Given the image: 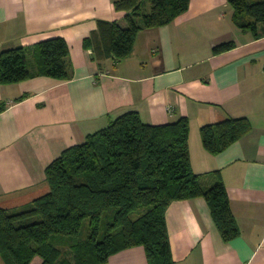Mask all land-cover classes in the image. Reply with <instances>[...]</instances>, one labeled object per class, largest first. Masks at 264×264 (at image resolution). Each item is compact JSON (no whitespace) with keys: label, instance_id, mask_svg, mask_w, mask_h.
I'll use <instances>...</instances> for the list:
<instances>
[{"label":"crops","instance_id":"0c3cea01","mask_svg":"<svg viewBox=\"0 0 264 264\" xmlns=\"http://www.w3.org/2000/svg\"><path fill=\"white\" fill-rule=\"evenodd\" d=\"M117 1L0 0V54L61 37L69 47L70 76L0 85V210L18 212L47 195L50 164L126 113L153 126L187 118L192 170L205 188L220 174L240 235L225 243L204 199L174 201L165 214L174 263L264 264L262 25L256 38L235 22L228 0H190L188 12L140 31L130 56L116 61L103 51L99 23L126 26ZM225 43L234 48L215 55ZM229 118L249 119L252 130L213 155L200 130ZM0 264H6L1 255ZM107 264L148 263L144 248L135 247Z\"/></svg>","mask_w":264,"mask_h":264},{"label":"trees","instance_id":"16d2710c","mask_svg":"<svg viewBox=\"0 0 264 264\" xmlns=\"http://www.w3.org/2000/svg\"><path fill=\"white\" fill-rule=\"evenodd\" d=\"M120 0L126 26L100 22L103 51L116 61L132 53L142 30L169 25L188 12L190 0ZM234 20L257 38L264 35V0H228ZM245 18L251 19L245 21ZM86 48L90 41H84ZM234 48L225 43L215 55ZM69 47L61 37L0 54V85L45 76L67 81ZM33 63L35 71L32 72ZM252 130L247 118H229L201 128L204 148L218 155ZM190 122L181 118L161 126L145 124L136 112L126 113L84 143L62 153L46 169L50 192L18 212L0 210V255L6 264H107L127 249L143 247L148 264H175L166 226V210L174 201L202 198L225 243L240 231L226 186L218 172L205 188L192 170ZM135 215H138L137 217ZM88 221L87 233H83ZM63 247L73 253L71 262Z\"/></svg>","mask_w":264,"mask_h":264},{"label":"rangeland","instance_id":"374dc122","mask_svg":"<svg viewBox=\"0 0 264 264\" xmlns=\"http://www.w3.org/2000/svg\"><path fill=\"white\" fill-rule=\"evenodd\" d=\"M148 4L149 3L146 0V7ZM146 7H144V11L146 10L145 12L147 13ZM135 216L137 217L138 215H135ZM87 230H88V221H85L84 226H83V233L86 234ZM62 250H63L65 256L72 262L73 261V253H72L71 249L69 247H63Z\"/></svg>","mask_w":264,"mask_h":264}]
</instances>
